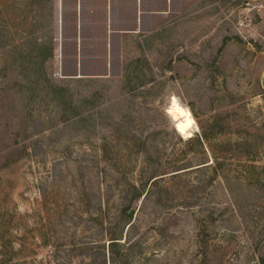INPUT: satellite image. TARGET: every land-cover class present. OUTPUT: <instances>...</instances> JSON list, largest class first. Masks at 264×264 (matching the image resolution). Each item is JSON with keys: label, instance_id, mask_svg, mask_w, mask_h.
Returning <instances> with one entry per match:
<instances>
[{"label": "rangeland", "instance_id": "rangeland-1", "mask_svg": "<svg viewBox=\"0 0 264 264\" xmlns=\"http://www.w3.org/2000/svg\"><path fill=\"white\" fill-rule=\"evenodd\" d=\"M148 1L107 67L73 0H0V264H264V0Z\"/></svg>", "mask_w": 264, "mask_h": 264}, {"label": "crops", "instance_id": "crops-1", "mask_svg": "<svg viewBox=\"0 0 264 264\" xmlns=\"http://www.w3.org/2000/svg\"><path fill=\"white\" fill-rule=\"evenodd\" d=\"M97 2L101 3V7L95 5ZM73 3L76 36L83 33L85 36L90 35V38H98V42L94 39V44L102 51L101 58L106 60L104 62L107 67L112 62L109 59V52L110 46L113 45V37L135 34L139 32L140 22L163 15L165 12L162 6L153 9L148 0H73ZM96 14L99 15L98 18H95ZM80 28L83 32L78 35ZM77 37L74 42L75 51L80 46ZM82 46L84 47L83 42Z\"/></svg>", "mask_w": 264, "mask_h": 264}, {"label": "bare ground", "instance_id": "bare-ground-1", "mask_svg": "<svg viewBox=\"0 0 264 264\" xmlns=\"http://www.w3.org/2000/svg\"><path fill=\"white\" fill-rule=\"evenodd\" d=\"M167 113L174 120L175 129L178 134L186 138L193 136L194 129L198 128L197 121L192 111L183 106L176 96L172 97L171 105Z\"/></svg>", "mask_w": 264, "mask_h": 264}, {"label": "trees", "instance_id": "trees-1", "mask_svg": "<svg viewBox=\"0 0 264 264\" xmlns=\"http://www.w3.org/2000/svg\"><path fill=\"white\" fill-rule=\"evenodd\" d=\"M85 76H86V75H82V77H85ZM77 77H78V78H82L80 74H78ZM159 180H160V179H157V177H156V178L153 179V183H157ZM136 189L142 191V193H143V190H142V189H145V188H144V187H142V188H138V187L136 186ZM137 195L139 196V195H141V193H140V194L138 193ZM142 195H143V194H142ZM142 195H141V196H142ZM126 217L130 218L129 215L126 216ZM113 240H114V239H113ZM115 244H117V243H116V242L111 243V245H114V246H115Z\"/></svg>", "mask_w": 264, "mask_h": 264}, {"label": "water", "instance_id": "water-1", "mask_svg": "<svg viewBox=\"0 0 264 264\" xmlns=\"http://www.w3.org/2000/svg\"><path fill=\"white\" fill-rule=\"evenodd\" d=\"M81 77H82V75H81Z\"/></svg>", "mask_w": 264, "mask_h": 264}]
</instances>
